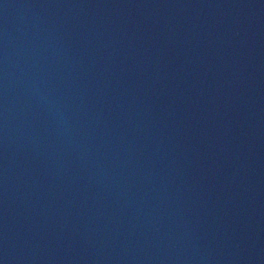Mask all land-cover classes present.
Segmentation results:
<instances>
[{"label": "water", "instance_id": "95a60500", "mask_svg": "<svg viewBox=\"0 0 264 264\" xmlns=\"http://www.w3.org/2000/svg\"><path fill=\"white\" fill-rule=\"evenodd\" d=\"M0 264H264V0H0Z\"/></svg>", "mask_w": 264, "mask_h": 264}]
</instances>
